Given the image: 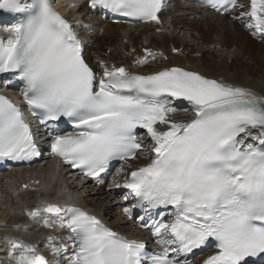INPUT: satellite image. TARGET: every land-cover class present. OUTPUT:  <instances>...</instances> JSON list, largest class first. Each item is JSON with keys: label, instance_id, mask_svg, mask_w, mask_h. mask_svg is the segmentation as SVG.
Returning a JSON list of instances; mask_svg holds the SVG:
<instances>
[{"label": "snow or ice", "instance_id": "6c2138e0", "mask_svg": "<svg viewBox=\"0 0 264 264\" xmlns=\"http://www.w3.org/2000/svg\"><path fill=\"white\" fill-rule=\"evenodd\" d=\"M250 5L237 19L250 18L247 28L264 39V0ZM203 6L229 12L237 5L236 0H204ZM90 7L160 24L164 4L90 0ZM0 11L22 17L3 29L0 74H19L26 84L24 100L33 115L40 111V123L49 126L61 117L73 123L71 133L48 132L51 153L99 184L111 161L150 157L130 173L124 168L132 165H122L116 175L124 182L113 178V183L130 190L133 207L172 209L159 212L160 219L140 217L158 248L149 250L144 241L114 232L78 207L44 202L27 215L72 234L47 238L54 256L67 250L69 239L77 248L69 264H193L190 254L205 248L215 251L202 264H254L249 258L264 257V97L180 67L136 74L100 62L97 73L73 24L52 0H0ZM144 52L135 61L138 67L162 55ZM172 98L190 103L189 119L172 118L179 111ZM138 129L145 130L151 145L143 143ZM40 155L21 109L0 95V161ZM123 211L132 217V208ZM8 243L13 264H48L33 245L15 238Z\"/></svg>", "mask_w": 264, "mask_h": 264}, {"label": "bare ground", "instance_id": "6f19581e", "mask_svg": "<svg viewBox=\"0 0 264 264\" xmlns=\"http://www.w3.org/2000/svg\"><path fill=\"white\" fill-rule=\"evenodd\" d=\"M239 2L238 8L236 6L230 13L222 14L201 7L197 2L164 0V7L159 13L160 24L134 25L111 23L102 14L89 9L84 0H57V6L79 31L85 58L98 73L101 71L100 62L125 66L131 72L142 73L180 67L264 97V39L253 35L247 28L250 18L237 19L242 12L251 10L250 0ZM14 16L0 11V24ZM168 29H171L168 34L159 37L155 34ZM180 32L185 38L177 37ZM145 49L162 55L149 58L148 64L138 67L135 61L146 55ZM215 49L221 53L215 52ZM172 100V106L179 109L172 118L189 119L192 111L190 103L183 99ZM38 135L45 140L42 133ZM142 138L146 145H151L152 141L145 132H142ZM249 142H253L251 138ZM45 145L43 143L44 148ZM147 160L150 157L137 156L128 161L132 168L125 167V173ZM122 165L117 167V171ZM119 192L128 196L127 191L119 189L111 179L103 186H93L89 180L63 166L59 159L50 156L47 150L43 152L42 159L29 166H9L8 170L0 171V255L6 254L3 259L0 257L3 261L0 264H13L9 255V238L21 239L33 245L38 253L54 259L73 253V240L69 239L64 240L67 250L60 256H54L48 247L49 236H71L68 230L47 228L27 215L29 210L44 202L57 203L61 207L73 205L85 208L116 230L127 234L132 229L131 236L134 238L146 235V231L138 229L120 212L124 196L119 197ZM5 247L9 249L5 251ZM207 253L197 257L202 259Z\"/></svg>", "mask_w": 264, "mask_h": 264}, {"label": "rangeland", "instance_id": "374dc122", "mask_svg": "<svg viewBox=\"0 0 264 264\" xmlns=\"http://www.w3.org/2000/svg\"><path fill=\"white\" fill-rule=\"evenodd\" d=\"M245 1H246V0H244V2H245ZM170 32H171V29H168L166 32H160V33H159V32H155V34L159 37V36H161V35H164V34H166V33L168 34V33H170ZM158 33H159V34H158ZM177 37H178L179 39H180L181 37L185 38V35H183V32H180V33L177 35ZM220 49H221V51H223V50H224V47H222V48H220ZM221 51L218 50V49H215V52H217V53H218V52L221 53ZM227 59H228V58H227ZM120 196H122V194H119V197H120ZM15 239H18V238H15ZM19 240H21V239H19ZM1 247H2V246H1ZM1 247H0V252H2V250H1L2 248H1ZM7 249H9V247H5L4 250L6 251ZM0 254H2V253H0ZM0 257H1V258H2V257L4 258V257H6V254L3 253V255H2V256L0 255ZM1 258H0V262H3V261H1ZM3 258H2V259H3ZM10 261L13 262L12 260H10ZM4 262H5V261H4Z\"/></svg>", "mask_w": 264, "mask_h": 264}]
</instances>
